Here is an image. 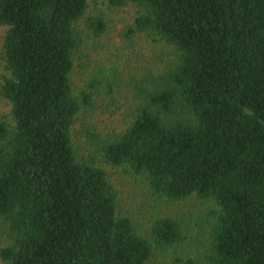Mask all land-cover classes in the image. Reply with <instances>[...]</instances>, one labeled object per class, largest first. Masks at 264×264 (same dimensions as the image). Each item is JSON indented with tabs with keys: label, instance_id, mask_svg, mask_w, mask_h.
<instances>
[{
	"label": "trees",
	"instance_id": "16d2710c",
	"mask_svg": "<svg viewBox=\"0 0 264 264\" xmlns=\"http://www.w3.org/2000/svg\"><path fill=\"white\" fill-rule=\"evenodd\" d=\"M97 1L133 13L119 99L73 79ZM0 27V264H264V0H0Z\"/></svg>",
	"mask_w": 264,
	"mask_h": 264
},
{
	"label": "rangeland",
	"instance_id": "374dc122",
	"mask_svg": "<svg viewBox=\"0 0 264 264\" xmlns=\"http://www.w3.org/2000/svg\"><path fill=\"white\" fill-rule=\"evenodd\" d=\"M97 3L98 4L95 5V7H91V10H94L95 12L100 11V13L103 14V17L108 22L109 32L108 35L102 37L100 40L91 41V43L94 44V47L91 50V56L89 57L90 61L87 59L85 64L80 67L79 64L82 60L76 59V75H74L73 79L76 81V83L80 82L79 84H84L88 79V74H91L93 67L99 65L102 67L104 74L109 76H117L118 79L115 80L114 87L116 97L119 99L120 93L118 88L120 86L123 87L124 82L129 78L128 74L135 72L134 65L137 64V59H130L129 57L120 53V50L118 49V41L122 39V37L119 36V31L121 28H123V26H126L129 23L133 13L128 7L121 9L116 7L108 8L107 6L100 4L98 1ZM2 32L3 28L0 27V40ZM135 44L139 45V48L142 50V52H145L142 54L143 56H139L138 58V67H142L146 64V61L151 54V47L144 40L135 42ZM95 46L98 51L96 50ZM112 67L115 69V71H111L110 68ZM99 70H97V74L100 72ZM94 73H96V71ZM100 74L101 73H99V75ZM6 108L7 107H5L3 102L0 101V111H5ZM123 124H125V119L123 120V112L120 111L119 114H116L113 117L100 115V122L98 120L97 126L101 127L105 132H107L113 128L122 127ZM77 127L79 128V125H77ZM113 174L116 177L122 176V173L117 171H115ZM128 209H130L129 206Z\"/></svg>",
	"mask_w": 264,
	"mask_h": 264
}]
</instances>
